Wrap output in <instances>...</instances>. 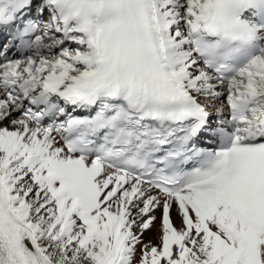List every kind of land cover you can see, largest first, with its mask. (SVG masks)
I'll return each mask as SVG.
<instances>
[{"label": "snow or ice", "instance_id": "1", "mask_svg": "<svg viewBox=\"0 0 264 264\" xmlns=\"http://www.w3.org/2000/svg\"><path fill=\"white\" fill-rule=\"evenodd\" d=\"M0 35V264H264V0H0Z\"/></svg>", "mask_w": 264, "mask_h": 264}, {"label": "bare ground", "instance_id": "2", "mask_svg": "<svg viewBox=\"0 0 264 264\" xmlns=\"http://www.w3.org/2000/svg\"><path fill=\"white\" fill-rule=\"evenodd\" d=\"M173 218L174 220L175 218V212H173ZM178 223V221H177ZM143 240L145 243H147L148 241H151L153 244H158L159 240H158V232L156 230H153L151 232L145 233Z\"/></svg>", "mask_w": 264, "mask_h": 264}]
</instances>
